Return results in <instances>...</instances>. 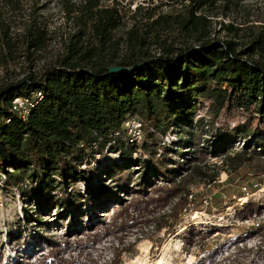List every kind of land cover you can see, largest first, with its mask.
<instances>
[{"label":"trees","instance_id":"16d2710c","mask_svg":"<svg viewBox=\"0 0 264 264\" xmlns=\"http://www.w3.org/2000/svg\"><path fill=\"white\" fill-rule=\"evenodd\" d=\"M104 1L57 0L66 21L59 33L47 27L50 1L0 0V185L28 195L33 249L51 254L39 264L61 263L53 257L77 245L68 235H82L109 211L82 249L129 231L136 218L172 200L176 218L188 204L187 186L213 183L219 170L247 165L264 174V136L246 124H219L233 113L264 120V20L214 22L231 16L240 0H148L129 11L126 26L120 2ZM14 98L28 101L23 117L12 110ZM128 118L139 123L137 142L123 128ZM106 148L121 160L104 165V177L91 184L82 167ZM212 158L221 163L209 174ZM79 182L83 191L73 192ZM120 194L131 199L127 205ZM51 208L55 218L46 221ZM260 211L264 204L248 203L240 212ZM65 223L59 243L44 234ZM257 231L264 236V227Z\"/></svg>","mask_w":264,"mask_h":264},{"label":"rangeland","instance_id":"374dc122","mask_svg":"<svg viewBox=\"0 0 264 264\" xmlns=\"http://www.w3.org/2000/svg\"><path fill=\"white\" fill-rule=\"evenodd\" d=\"M46 1H50L46 12L48 30H58L62 33L66 30V21L55 6L57 0ZM111 1L106 0L102 5H110ZM117 1L120 2V11L124 14L123 24L128 26L129 11L132 12L136 6H146L148 0ZM238 7L231 16L226 19L216 18L214 22H232L240 27L260 25L263 22L264 0H240ZM214 25L218 31L219 26ZM205 106L202 104L197 107L195 118L203 115ZM223 123L231 128L246 124L254 133L264 136V120L252 119L247 114L221 115L219 124ZM171 140H174L173 136H166L164 143L168 144ZM239 148L240 144L233 143L234 152ZM109 152L106 148L94 157L90 166L82 167L88 173L89 183L93 184L97 179L104 177V165L121 160L119 155ZM206 161L211 169L209 174L220 167L219 159ZM163 185V182H156V187ZM84 187L85 184L79 182L72 187V191L81 193ZM187 191L188 204L177 210L176 218L170 214L171 207L176 202L172 200L162 208H154L152 214L146 212L145 214L149 215L144 214L143 217L136 218L138 225L129 231L107 236L96 242L93 248L82 249L81 245L86 236L95 231L99 232L104 223L110 220L112 215L109 211L105 214L104 221H95L91 229L83 228L82 235H68L69 243H77L75 249H68L66 253L61 252L57 258H53L61 261L59 264H264V236L257 231L264 227V212H253L248 217H244L240 212L248 203L262 208L264 174L250 171L247 165L236 172L219 170L213 183L196 181L187 186ZM119 197L122 199V205H127L131 200L122 194ZM29 204L27 194L23 195L18 189H6L0 185L1 264H39L44 258L51 256L45 246L33 249L36 242L35 229L25 226L26 215L30 213ZM53 211L52 209L48 216H43L46 221L55 218ZM130 214L138 216L132 211ZM66 224L60 227L50 224L44 234L59 243L66 238ZM10 238L18 242H13ZM239 242H243L242 247H239ZM32 253L33 256H29ZM25 254L27 255L24 256Z\"/></svg>","mask_w":264,"mask_h":264},{"label":"built area","instance_id":"2783aa9c","mask_svg":"<svg viewBox=\"0 0 264 264\" xmlns=\"http://www.w3.org/2000/svg\"><path fill=\"white\" fill-rule=\"evenodd\" d=\"M26 104H28L27 100L14 98L12 101V110L19 111V115L23 117L25 113L24 106ZM123 128L127 130V134L130 136V141H139V123L136 120L131 118L126 119V121L123 123ZM243 242H239V247H242L241 245Z\"/></svg>","mask_w":264,"mask_h":264},{"label":"water","instance_id":"95a60500","mask_svg":"<svg viewBox=\"0 0 264 264\" xmlns=\"http://www.w3.org/2000/svg\"><path fill=\"white\" fill-rule=\"evenodd\" d=\"M132 68H120V67H110L108 69L109 72H112V73H123L125 72L126 70H131Z\"/></svg>","mask_w":264,"mask_h":264}]
</instances>
